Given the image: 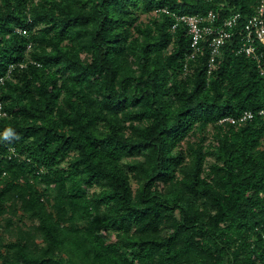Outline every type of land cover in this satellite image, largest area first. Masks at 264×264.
I'll return each instance as SVG.
<instances>
[{
    "label": "trees",
    "instance_id": "trees-1",
    "mask_svg": "<svg viewBox=\"0 0 264 264\" xmlns=\"http://www.w3.org/2000/svg\"><path fill=\"white\" fill-rule=\"evenodd\" d=\"M255 6L0 0V264H264V116L220 122L264 108Z\"/></svg>",
    "mask_w": 264,
    "mask_h": 264
},
{
    "label": "built area",
    "instance_id": "built-area-1",
    "mask_svg": "<svg viewBox=\"0 0 264 264\" xmlns=\"http://www.w3.org/2000/svg\"><path fill=\"white\" fill-rule=\"evenodd\" d=\"M216 17V14L212 11L208 12L207 15H185L182 17L188 25L194 48L198 47L205 35H212L209 41L212 53L211 66L215 56L219 54L221 46L226 39L232 36V29L236 26L239 14L225 20L223 27L214 23ZM238 32L242 35L239 52L252 58L256 63L259 74L264 77V0H256L255 13L246 20ZM2 82L3 78L0 79V83ZM1 108L0 103V117L5 114ZM257 114L264 116V108L259 111L244 110L237 115L224 116L220 119V122L242 123L252 120Z\"/></svg>",
    "mask_w": 264,
    "mask_h": 264
},
{
    "label": "rangeland",
    "instance_id": "rangeland-1",
    "mask_svg": "<svg viewBox=\"0 0 264 264\" xmlns=\"http://www.w3.org/2000/svg\"><path fill=\"white\" fill-rule=\"evenodd\" d=\"M142 18L145 19L146 18V14H142ZM135 186V185H134Z\"/></svg>",
    "mask_w": 264,
    "mask_h": 264
},
{
    "label": "clouds",
    "instance_id": "clouds-1",
    "mask_svg": "<svg viewBox=\"0 0 264 264\" xmlns=\"http://www.w3.org/2000/svg\"><path fill=\"white\" fill-rule=\"evenodd\" d=\"M7 138V137H6Z\"/></svg>",
    "mask_w": 264,
    "mask_h": 264
}]
</instances>
